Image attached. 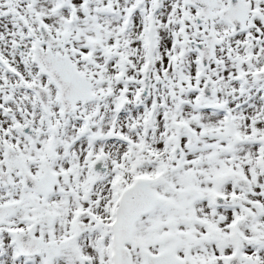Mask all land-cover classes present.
Wrapping results in <instances>:
<instances>
[{
  "label": "snow or ice",
  "instance_id": "6c2138e0",
  "mask_svg": "<svg viewBox=\"0 0 264 264\" xmlns=\"http://www.w3.org/2000/svg\"><path fill=\"white\" fill-rule=\"evenodd\" d=\"M0 264H264V0H0Z\"/></svg>",
  "mask_w": 264,
  "mask_h": 264
}]
</instances>
